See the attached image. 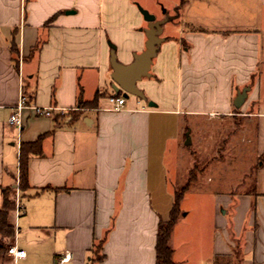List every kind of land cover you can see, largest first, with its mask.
Wrapping results in <instances>:
<instances>
[{"label":"crops","instance_id":"obj_1","mask_svg":"<svg viewBox=\"0 0 264 264\" xmlns=\"http://www.w3.org/2000/svg\"><path fill=\"white\" fill-rule=\"evenodd\" d=\"M197 1L163 11L176 16L162 26L150 76L136 83L144 97L119 92L125 105L114 110L107 100L114 94L111 52L127 65L146 41L139 0H0V207L5 187L19 190L20 142L50 132L42 154L28 160L22 211L17 215L14 205L8 216L12 244L26 252L17 264H155L157 226L168 218L175 190L169 149L174 155L180 148L187 121L235 114L253 121L262 158L253 172L252 222L239 259L264 264V110L246 109L257 98L264 27L259 20L245 27L242 17L230 30L201 27L191 12ZM244 87L247 96L237 110L233 99ZM21 93L30 105L76 112L55 119L58 111L40 117L27 108L17 129L8 118ZM185 219L170 238L175 263L225 264L233 253L226 231L206 244L202 223L190 226ZM64 253L69 259L60 263ZM0 264L12 259L3 255Z\"/></svg>","mask_w":264,"mask_h":264},{"label":"rangeland","instance_id":"obj_2","mask_svg":"<svg viewBox=\"0 0 264 264\" xmlns=\"http://www.w3.org/2000/svg\"><path fill=\"white\" fill-rule=\"evenodd\" d=\"M139 1L150 6L144 9L155 13L156 19L164 17V10L166 14H172L171 5L179 3V0ZM192 4L191 12L199 17L204 28L230 30L235 24L233 22L241 17L245 27L252 20H259L256 25L264 27V3H259V0H198ZM167 6L170 7L166 10ZM175 16L169 15V20ZM13 58L16 59V55ZM259 60L257 71H260V81L255 88L257 98L246 107L250 112L264 110V38L260 41ZM73 112L76 111H65L63 116ZM187 122L186 127L192 128L186 131L185 127L180 148L174 155L170 149L167 153V160L172 164L169 168L171 184L175 189L184 185L189 176L195 177L190 185L191 191L181 201V209L186 215L184 222L190 226L202 223V240L206 244L211 241L213 234H217V239L220 235L223 238L226 231L228 248L233 253L224 263L240 264V251L252 222L253 172L262 161L255 151L254 123L240 114ZM188 131L190 142L186 144ZM15 188H18L17 180ZM200 192H206L210 197H202ZM16 193L12 190V200ZM215 194L220 196L213 198ZM18 196H21L19 190Z\"/></svg>","mask_w":264,"mask_h":264},{"label":"trees","instance_id":"obj_3","mask_svg":"<svg viewBox=\"0 0 264 264\" xmlns=\"http://www.w3.org/2000/svg\"><path fill=\"white\" fill-rule=\"evenodd\" d=\"M184 4V0H179V6ZM178 6L176 11H178ZM55 15L51 16L46 22L45 25L53 20ZM14 36V35H13ZM10 50L12 57L13 55L18 54L17 44L12 38L10 41ZM15 61V58H13ZM95 105L96 100L91 102H78V106L83 105ZM73 114V113H72ZM64 114L56 113L55 119L58 117H63ZM74 115V114H73ZM43 133L40 134L33 141H22L19 144L18 148V189L23 195L24 191L28 188L27 182V164L31 156L41 155L42 154V140L49 134ZM192 172V171H190ZM195 180L194 176H189L188 180L180 188L174 190L173 202L169 211L168 218L166 220H160L157 226L156 232V243H155V254H156V263L155 264H176L173 259V248L170 244V238L173 231V228L179 218L184 214L181 209V201L185 192L189 189L191 183ZM11 189L5 187L2 190V205L0 207V260L3 257L6 247L13 243L15 237V228L8 221L9 213L14 209V200L11 199ZM102 242V241H101ZM101 242L94 247V251L98 252L101 248ZM100 257V256H97Z\"/></svg>","mask_w":264,"mask_h":264},{"label":"water","instance_id":"obj_4","mask_svg":"<svg viewBox=\"0 0 264 264\" xmlns=\"http://www.w3.org/2000/svg\"><path fill=\"white\" fill-rule=\"evenodd\" d=\"M139 12L142 14L143 19L147 22V27L144 29L146 41L144 49L133 55V61L127 65H122L116 60L114 51L111 52L110 64L112 67L111 78L113 80L114 94L122 92L126 97L134 95L139 98H143L144 95L141 90L136 86L137 81L142 77L150 76V67L155 57L161 42L164 40L161 37L162 26L168 21L169 16L165 15L162 19H156L155 15L148 10L136 4ZM248 87L242 88L237 92L233 99V105L235 108H239L247 96ZM152 102H148V105H152ZM189 131L186 136V144H189Z\"/></svg>","mask_w":264,"mask_h":264},{"label":"built area","instance_id":"obj_5","mask_svg":"<svg viewBox=\"0 0 264 264\" xmlns=\"http://www.w3.org/2000/svg\"><path fill=\"white\" fill-rule=\"evenodd\" d=\"M107 100L111 105V108L114 110H119L125 105V98L122 95L112 94L107 97ZM27 108L31 109L35 116H40V117H51L55 114L56 111H58L57 113L60 114L65 113L64 110L58 109L56 106L42 107V106L30 105L28 103L27 97L23 93H21L17 103L13 107V111L9 115L8 118L9 124L13 125L17 129H20L23 123V112ZM14 203L16 205V209H15L16 214L18 215L22 211V207L19 205L18 192L16 193V197L14 198ZM25 255L26 252L15 244L8 245L6 247L4 254L5 257H9L12 259V264H17V260L24 258ZM68 259H69V254L64 253L59 258V262L63 263L68 261Z\"/></svg>","mask_w":264,"mask_h":264}]
</instances>
